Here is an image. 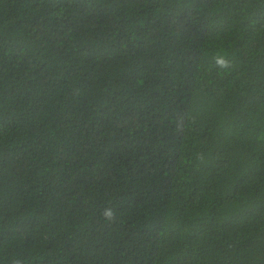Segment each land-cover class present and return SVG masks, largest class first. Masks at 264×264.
<instances>
[{
    "label": "trees",
    "instance_id": "trees-1",
    "mask_svg": "<svg viewBox=\"0 0 264 264\" xmlns=\"http://www.w3.org/2000/svg\"><path fill=\"white\" fill-rule=\"evenodd\" d=\"M0 264H264V0H0Z\"/></svg>",
    "mask_w": 264,
    "mask_h": 264
}]
</instances>
